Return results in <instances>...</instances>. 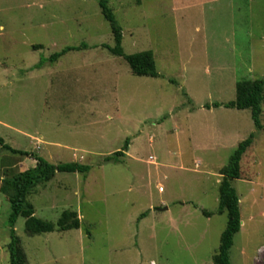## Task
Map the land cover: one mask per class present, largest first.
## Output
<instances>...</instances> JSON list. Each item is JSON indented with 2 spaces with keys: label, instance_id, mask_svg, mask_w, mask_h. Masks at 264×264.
<instances>
[{
  "label": "rangeland",
  "instance_id": "374dc122",
  "mask_svg": "<svg viewBox=\"0 0 264 264\" xmlns=\"http://www.w3.org/2000/svg\"><path fill=\"white\" fill-rule=\"evenodd\" d=\"M99 1L0 0V177L35 166L2 145L91 168L56 173L29 197L38 219L76 212L81 227L29 236L18 218L27 263L213 264L228 221L216 213L219 173L254 134L231 181L241 229L229 258L264 264V102L260 131L250 110L214 107L264 76V0H109L124 53L152 51L158 78L112 55ZM67 47L82 49L35 68ZM9 215L0 193V264Z\"/></svg>",
  "mask_w": 264,
  "mask_h": 264
},
{
  "label": "trees",
  "instance_id": "16d2710c",
  "mask_svg": "<svg viewBox=\"0 0 264 264\" xmlns=\"http://www.w3.org/2000/svg\"><path fill=\"white\" fill-rule=\"evenodd\" d=\"M109 0H100L99 8L104 20L109 24L113 36L114 47L109 48L112 55L122 58L129 66L132 74L137 77L158 78L156 63L152 51L127 55L124 53L122 44V29L119 26L112 9L108 5ZM85 48V45H82ZM82 47H67L60 53L53 54L48 60L42 59L35 68H41L46 62L54 63L61 56L72 51H79ZM34 50L41 49V46H34ZM264 102V76L261 79L246 80L238 82L236 85L235 101L225 104H215L214 107H224L226 109L250 110L254 127L260 131L263 129L260 116L262 114V104ZM254 143V134L246 140L240 142L233 152L228 164L220 170L222 180L219 184V206L217 214H227L228 221L224 232L221 235L218 253L213 257V264H231L229 251L233 246V240L241 229V215L239 198L231 181L241 178V162L245 154ZM129 141L125 142L122 151L105 158V162H118V158L128 150ZM3 150L13 155L29 157L35 161V166L12 176L0 177V193L4 195L10 204V215L8 223L10 226V242L6 246L9 255V264H28L27 258L21 245L20 239L16 236L14 226L18 218L25 219V231L29 236L49 234L57 230L58 232H68L78 230L81 221L76 212L66 211L61 214L56 225L38 219L35 216V209L29 201V197L35 194L36 188L54 179L56 173L80 174L84 178L90 171V167L77 162L51 164L35 153H28L12 149L8 145H2ZM206 217L213 213L203 211Z\"/></svg>",
  "mask_w": 264,
  "mask_h": 264
},
{
  "label": "water",
  "instance_id": "95a60500",
  "mask_svg": "<svg viewBox=\"0 0 264 264\" xmlns=\"http://www.w3.org/2000/svg\"><path fill=\"white\" fill-rule=\"evenodd\" d=\"M163 210H166V208H165V209H163Z\"/></svg>",
  "mask_w": 264,
  "mask_h": 264
}]
</instances>
